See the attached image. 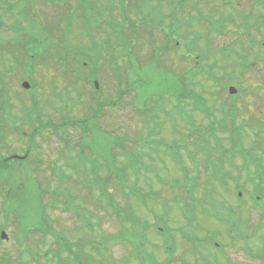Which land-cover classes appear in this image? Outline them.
Wrapping results in <instances>:
<instances>
[{
	"label": "rangeland",
	"instance_id": "374dc122",
	"mask_svg": "<svg viewBox=\"0 0 264 264\" xmlns=\"http://www.w3.org/2000/svg\"><path fill=\"white\" fill-rule=\"evenodd\" d=\"M12 1L22 6L21 12L24 15L21 20L24 24L33 21L44 29L51 24L53 38L58 37L63 29L62 22L59 21L61 17H56L58 12L66 11L67 5L73 4V1L63 0ZM253 1L184 0L181 3L182 8H180L181 27L182 21L187 22V25L192 16L195 18L198 16L195 12L196 9H201L206 14L211 11L214 18H218L219 22L224 20L223 15L229 14L231 23L235 24L238 22L239 16L244 14L243 12L249 14V12L263 11L261 4H255ZM119 3L120 1L115 6L119 7ZM126 3L127 7H124L123 14H120L119 11L115 12V21L120 22L121 17L130 12H132L130 13L132 19L144 21L143 16L138 11L140 4H138V0H127ZM142 3V10L146 12L143 13L151 22L146 25V29L139 28V33L135 35L136 28L128 24L127 27L111 30L117 35L118 43L115 39L109 44H104L102 39H97L96 42L104 49L103 52H106V47H111V53H106V56L116 57L113 62L109 58H101L96 62L97 92H94L92 84L83 78H75L69 76L68 73L65 75L60 68V62L55 60L53 53L48 54V56L42 55L40 58L36 57L31 66L26 69L29 76L21 67V63H28V61L22 60L20 63L10 59L12 50L5 52L4 55L7 57L0 55V107L2 108L7 104L9 118H7L6 123L12 122V117H18L17 125L20 127L19 136L9 135V132H12L11 128L0 133V152H19L22 155L27 145H30L28 152L33 154L29 153L27 158L37 159L39 163H33L31 160L23 163L24 170L20 171L19 182L24 186L28 181H33V185L36 183L39 186L41 190L40 207L47 212L49 226L51 225L55 231L63 232L70 241L80 238L83 242L85 238L87 240L92 238V243H98L100 247L102 246L101 252L95 251L98 255L89 251L88 247H84L91 258L87 264H139L138 259L132 256L135 251L126 243L120 242L118 239H114L107 245L102 243L108 236L118 233L127 223L121 221L125 217L120 220L116 214L110 213L108 215L104 212L105 209H102L96 201L101 200L100 196L93 193L95 187L92 188V194L85 188L87 187L84 180L85 174H88L89 182L95 181L90 172L91 169L102 177V181H106L104 176L107 168L105 169L103 165L106 164L105 160L110 159L109 154H111L112 161L118 169L126 168L127 172L122 173V175L128 187L135 186L138 189L137 197L132 193L129 195L128 202L124 200L125 196L122 191L120 193L117 188L112 190L116 203L130 208L129 214L135 218L139 225L149 224L152 226L155 224V228L156 226L163 227L162 225L168 228L169 235L174 238L176 244L175 255L177 258L174 264L225 262L222 256L217 257L218 253L214 249L206 252V255H209L206 260H211L212 263L203 260L198 263L193 262L190 252H185V250H190L188 246L190 244L184 243L182 237L194 235L195 232L200 237H208L206 236L208 233L215 234V243L223 245L221 249L225 251L228 261L237 264L240 259L243 262V257L249 260L251 255L244 252L237 238H231L234 236L233 232L226 230L223 221L216 218L213 210L215 208L217 212L225 214V219H229L231 215L238 219L241 204L236 201L235 194L230 196V193L227 194L226 191L232 192L233 189L242 187L244 179L247 182L254 179L256 177L255 165H251L248 161L247 170L242 166L243 159L247 155L241 156L242 158H231V161L227 158L225 160L218 159L214 160L215 163L220 162L218 167L214 168L216 173L211 174L209 172H212V168L208 167V171H206L205 157L203 158L199 152L214 151H211L209 144L203 143L204 140L199 139H204V133L212 134L206 130L207 126L213 119L221 117L225 109L219 113L220 111L211 112L210 108L218 109L217 106L220 104L219 107L222 109L223 105L220 101L231 100L226 91L217 98V93L205 92L208 89L206 87L224 86L223 84H225L224 90H226L228 85H233L238 89L237 95L233 99L239 108L232 110L236 118L233 120L227 117L222 120L221 129L217 130L215 134L213 133L215 138L209 136L208 139L211 143L214 139L216 142L222 139L223 144L219 148L221 152H238L237 150L247 149V152L253 156L259 155L262 158L260 170L264 172V138L258 134L259 131L252 125L253 123H246L247 119L242 117L246 115L247 109L257 113L264 110V28H261L259 32L257 31L261 22L259 18L253 22L252 19L246 18V20L249 19L247 22L250 23V34H245L242 29L236 30L231 27V24L226 26L223 34H218L214 30L213 32L207 30L205 36L204 29L197 28L204 35L203 41L207 42L206 39H209L211 45H215L218 40V44L224 42L225 46L228 47L231 42L240 41L243 44L242 47L245 48V51L239 55L241 61L242 56L245 58V61H242L243 66L239 63L238 55L232 52L228 58L227 56L223 57L221 60L223 66L220 65L218 71L217 67L213 70L216 77H220L213 81L205 77L204 72L198 75L192 73L191 66L193 63L185 55L187 48L185 47L186 50L184 48V43L191 39V34L187 30L189 27L180 30L179 51L174 50L172 43L168 42L167 47L161 45L163 34L159 28L154 27L155 22L152 20L154 18L159 21L160 16L156 17L155 15L161 8L162 10L165 9L163 14L171 13V6L166 5L165 0H142ZM82 8L85 13L92 12V9L86 5ZM121 8L123 9V7ZM193 8L195 10H192ZM77 9L74 7L72 11ZM56 11H58L57 14ZM48 14L51 16L48 17ZM169 18L161 22H166L163 29L165 32H170L173 37L174 31L167 27L168 22H171V18ZM38 19H40L39 24ZM73 21L75 23H70V19L65 18L66 32L61 39H66L69 44L77 45L79 40L87 39L89 22L86 19L82 20L80 16L78 19L74 18ZM198 22L202 27L205 26L204 20ZM262 26L260 24V27ZM77 27L82 30L85 28V32L82 35L79 34ZM93 31L96 36H101L96 28H93ZM102 31L104 32V30ZM130 39L131 43L129 42ZM246 42L249 43V49H247ZM235 43L238 44V42ZM48 44L52 47L54 40H48ZM84 44L86 45V42ZM239 45L238 49L236 48L237 51L241 49ZM87 47L91 48L89 45ZM128 49L131 51L128 52ZM202 51L206 60L216 56L214 52L207 50L204 44H202ZM13 52L17 53L16 51ZM83 60L91 61V57L79 58L74 62L82 65ZM237 64L240 65V68ZM66 67L68 70L71 68L69 64ZM89 67L92 65L90 64ZM10 68L15 71L9 72ZM193 68L195 71L203 69L200 64L194 65ZM32 69H34L33 76ZM74 72L82 73L83 70L76 64ZM226 72H233V76H228ZM22 80L29 81L30 87L28 89L21 87ZM194 84L205 86L203 89H197V93L203 100L199 101V106L202 105L209 111L206 116L193 110V107L191 108L192 100H183L182 98V96L190 98V95L193 94ZM242 86H246L247 90ZM249 86H254V88ZM126 87L130 91L127 93L124 91V94L120 95L119 89ZM169 89L180 95L181 98L176 100L173 96H168L165 92H170ZM30 94L38 101V118L41 123L38 124L36 120H33L32 123L37 128L36 131L32 130V126L28 123H24L28 122L27 120L23 121L24 108L27 109L32 104ZM6 99L9 103H4ZM98 99L107 100V102L116 99L118 101L115 104H102L98 109L96 105ZM146 99V108L142 110V102ZM32 116L36 117L37 115L32 113ZM63 119L73 123L65 125L66 136L63 134L60 124ZM80 119L85 121L81 125L85 130L77 124ZM250 119L253 120L254 118ZM256 119L264 122L262 116H257ZM23 129L29 133L28 136L20 133ZM32 132L36 133L33 134ZM81 139L91 148L83 147V151L79 152L78 147ZM111 140L112 142L116 140L119 146L110 145ZM151 140H155L150 145L151 149L149 144L141 147L142 144ZM160 140L166 142L162 143ZM109 148L110 152H108ZM155 152H160L159 159L157 155H154ZM192 158L196 159L195 163H192ZM71 161L75 162L77 167L68 169ZM17 168V166H12L10 170L13 173H11L18 174L19 172H14L19 170ZM185 170L193 171L187 175ZM34 178L36 179L34 180ZM187 178L190 180L183 183L184 179ZM109 181L117 182V176L111 175ZM56 182L62 184H56ZM79 182L82 184H77ZM110 186V183H106L105 191L110 192ZM63 188H65L63 191L65 197H69L71 193H80L83 201L81 199H73L70 202L63 201L61 196V189ZM14 189L17 190L15 186ZM33 193L34 195L30 192L34 197H32L31 202L30 196L25 194L20 203V210L29 221H32L39 207L36 200L38 193L34 190ZM54 193L58 194L59 197L54 196ZM153 193L156 197L152 196ZM141 197L143 201H141ZM1 198L0 192V210L4 214L3 208L7 204L3 205ZM203 198H205L203 201H199ZM196 200H198L195 204L197 208L196 217L186 222L183 212L186 211L185 209L191 208ZM212 201L213 206L210 205ZM78 204L80 208H77L79 207ZM160 205L166 206V208H162ZM106 210H109V207ZM206 212L208 214L204 215ZM249 212L254 214L253 211ZM162 214L165 218L161 216ZM85 218L89 224H92V229L85 226ZM255 222L256 219H253L248 227L254 228ZM4 224L8 239L0 244V264H47L54 262L48 261L49 253L44 254V251H51L55 247L51 242L52 236L50 234L45 236V242H43L44 238L36 231L35 234H29L28 238L24 239L26 238L25 228L17 227L10 214H6ZM157 231L153 229L148 231L147 235H149V243L151 244L148 250L150 251L143 249L148 256L156 261V264H162L166 258L164 246L168 245L170 241L166 244L163 234L159 230ZM39 240L42 241L37 242ZM205 243L207 244L208 241ZM70 247L71 244H67V248ZM64 255L69 259L71 257L69 253H62V256ZM196 258L200 259L199 255H196Z\"/></svg>",
	"mask_w": 264,
	"mask_h": 264
},
{
	"label": "flooded vegetation",
	"instance_id": "af4514ba",
	"mask_svg": "<svg viewBox=\"0 0 264 264\" xmlns=\"http://www.w3.org/2000/svg\"><path fill=\"white\" fill-rule=\"evenodd\" d=\"M63 1H73V4L71 6H68L67 10L73 9L74 7L80 8V7H83L84 5L88 6L89 3L93 4L95 21L97 24L95 28L97 29V32L99 33V35H101L100 37H98L96 36V33H94V39L96 41L97 39L98 40L102 39L103 42H105L106 40L104 38L111 37L112 35L111 30L113 29V22L115 19V11L112 9V4L115 5V0H111V2H106L105 0H93V1L91 0H63ZM7 2L10 4L7 5ZM176 2L178 4L174 11L173 28H174V33L180 34L181 20H180L179 0H176ZM17 4L18 3H15L12 0H6L5 8L7 9L8 7L9 12L11 9L12 10L14 9L16 13L14 14L13 18L10 15H8L7 16L8 19L10 18L13 19V20H8V21L13 23L18 28H20L21 25L28 26V27L31 26V22L24 24L23 21L21 20L22 19L21 17V13H22L21 7L22 6L17 5ZM242 21H243V16L240 15L238 22L235 24L231 23V27H234L236 30L242 29L245 34H250L249 28L251 27L249 26L245 27ZM196 23L197 21H194L191 24L190 43H191L193 64L195 66L199 64L198 58L200 55L202 57V61L205 62V68L207 71L212 72L216 67L218 71L219 66L222 65L221 60L226 55L224 53H226V50L228 49V47L225 46V43L223 42V40H220V42H223L221 44H218L219 42L217 40L215 45H211L212 43L211 44L209 43V39H206L207 43L211 45L209 46L205 41H203V37L204 35L205 36L207 35V30L210 32H213L214 30L218 34H223L222 32L226 29V26L228 25H226L225 22L219 23L218 21L207 20L205 22V28L203 32L204 35H203L202 32H199L197 30V28L198 29H202V28L197 26ZM102 30H104V32ZM257 31L259 32V29H257ZM235 42H238V44H236ZM240 43L242 42L240 41L231 42V48L233 52H235L237 55H240L243 51H245L243 48L239 49V51L236 50V48L238 49V45ZM202 44L206 46L207 50L214 52L216 56L206 60V57L202 51ZM177 45H178V41L175 42V48H174L175 51H179V48ZM107 48L110 53L111 47L108 46ZM247 49H249V46L247 47ZM243 57L244 56H242V58ZM249 87L254 88V86H249ZM202 88H205V86H202ZM206 88H208L207 90L211 92H222L224 90V86H217V85L207 86ZM242 88H245L247 90L246 86H242ZM237 108H239L238 104H237ZM257 116L264 117V110L257 113V112H254L253 110L248 111L247 109L246 115H243L242 117H245L247 119L246 123H250V122L253 123L252 125H254V127H256L259 131L258 134L264 138V122L258 121L256 119ZM250 118H254V119L251 120ZM13 131L15 132V127H13ZM259 162H260V156L259 155L254 156V165L256 168V176L258 180L253 181L252 186H247L245 182H243L242 184L243 185L242 188L245 187L247 196H243L245 195V192L243 190L237 191V194L239 196H242V197H239L238 199L240 200V204H241L240 206L241 228L238 230L237 239L240 241L241 246L244 249V252H247L251 255L249 260L243 257L244 259L242 260L243 262H241V259H240L239 262H237V264H264V248L261 249L262 247H264V181H260L261 170H260ZM252 193H254L253 197L250 196ZM246 211L248 212L253 211L254 214H252L251 212L248 213ZM248 214H249V219L247 220L248 225H246V215ZM253 219H256L254 228L252 229L248 228V226H250V224L252 223ZM3 226H4L3 217L0 214V232L3 230ZM2 242L3 241L0 239V244H2ZM190 248L191 249L199 248L202 250L203 247L192 245L190 246ZM0 249H1V246H0ZM172 249H173L172 253L166 255V259L169 261L170 264H174V262L176 261L175 259L177 258L175 255L176 253L175 246H172ZM223 254L225 255V251H223ZM196 255L198 254H191V257L196 258ZM202 256H203L202 254L199 255V257H202ZM251 257H252V260L250 261ZM222 264H235V262H231L227 260L225 262H222Z\"/></svg>",
	"mask_w": 264,
	"mask_h": 264
},
{
	"label": "trees",
	"instance_id": "16d2710c",
	"mask_svg": "<svg viewBox=\"0 0 264 264\" xmlns=\"http://www.w3.org/2000/svg\"><path fill=\"white\" fill-rule=\"evenodd\" d=\"M203 142L209 144L211 151L218 150L219 147L221 146V143H219L218 141L217 142L214 141L215 143L214 142L211 143L208 139H206ZM39 223L42 224L41 222H39ZM69 249L70 248H68V250ZM70 252H71V254H73V259L77 260V255L75 254V252L72 250H70ZM59 254H60V252H59Z\"/></svg>",
	"mask_w": 264,
	"mask_h": 264
},
{
	"label": "water",
	"instance_id": "95a60500",
	"mask_svg": "<svg viewBox=\"0 0 264 264\" xmlns=\"http://www.w3.org/2000/svg\"><path fill=\"white\" fill-rule=\"evenodd\" d=\"M23 86H26V87H27L28 84H27L26 82H24V83H23ZM229 92H230V93L234 92V88L230 87V88H229Z\"/></svg>",
	"mask_w": 264,
	"mask_h": 264
}]
</instances>
